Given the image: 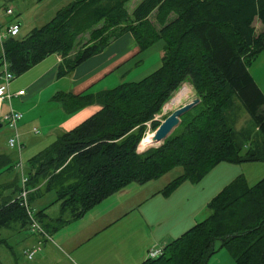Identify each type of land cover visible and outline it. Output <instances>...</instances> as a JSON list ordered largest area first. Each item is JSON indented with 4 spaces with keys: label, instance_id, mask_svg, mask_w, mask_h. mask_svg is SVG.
<instances>
[{
    "label": "trees",
    "instance_id": "obj_1",
    "mask_svg": "<svg viewBox=\"0 0 264 264\" xmlns=\"http://www.w3.org/2000/svg\"><path fill=\"white\" fill-rule=\"evenodd\" d=\"M129 1L72 0L47 22L1 45L0 58L12 76L56 53L60 77L122 33L139 51L162 42L160 65L139 80L93 93L56 91L51 96L65 114L99 106L26 160L29 189L37 192L40 185L43 192L54 193L50 204L57 203L59 210L54 230L127 184L145 183L174 167L180 173L158 190L164 197L184 181L198 182L220 162L264 163V94L248 71L250 60L264 50V0H137L128 11ZM254 20L261 25L258 32ZM183 82L199 102L180 116L161 144L146 146V124L149 131L158 126L154 115ZM235 98L253 123L254 138L232 126ZM138 144L148 148L138 152ZM1 158L0 174L14 168L15 161L12 165ZM15 179L0 182V229L28 226L25 209L14 197L19 190ZM205 208L204 218L167 242L158 256L138 264H206L216 251L215 241L234 264H264V175L252 185L241 174L233 177ZM44 209L34 215L41 217Z\"/></svg>",
    "mask_w": 264,
    "mask_h": 264
},
{
    "label": "crops",
    "instance_id": "obj_2",
    "mask_svg": "<svg viewBox=\"0 0 264 264\" xmlns=\"http://www.w3.org/2000/svg\"><path fill=\"white\" fill-rule=\"evenodd\" d=\"M0 4L5 5V2L1 0ZM0 18L5 20L1 13ZM156 44L155 50L161 58L162 45ZM140 54L142 53L138 50L131 36L128 33H122L102 51L87 58L66 75L56 76V68L61 62V57L54 53L47 55L18 75L14 81L10 80L8 92L11 96L7 108L10 106L21 113V118L17 122V129L23 144L22 150L26 151L25 161L53 141L51 140L53 135L55 138L60 133L71 129L97 111L99 106L91 104L72 114H65L59 105L62 110L59 114L60 117L58 115V118H54L55 121L52 122L54 113L33 117V115L28 114L27 110L23 112L18 110L17 103L23 105L33 98L39 101L38 99L42 94L46 95L45 100L48 101L51 100V96L56 91L72 94L97 92L95 89L98 82L116 70L126 71L131 60ZM155 65L147 74L160 65V60ZM18 90H23V93L16 95ZM11 100H14V105L10 104ZM58 111L59 109L55 112ZM31 122H36L40 126L35 133L31 130ZM2 124L0 123V126ZM148 133L146 134L148 135ZM32 134H36V137H32ZM10 135L11 130L6 139ZM0 144L1 160L4 163L13 159V165L14 160H17L16 153L7 148L6 141ZM20 160L23 161L21 152ZM236 165L220 162L212 167L198 182L184 181L165 197L160 195L159 189H157L145 196L143 195L133 205H125L126 202L123 201L120 208L113 204L104 209H97L99 205L93 206L75 220L80 221L70 233L62 235L63 230L54 231L53 238L59 241L55 245L58 251L66 254L70 264H138L144 259L149 247L164 246L202 219L206 203L233 177L240 173L243 174L240 167L238 172ZM221 169H225L226 172L230 171L232 175L233 173L236 174L226 180L227 178L218 172ZM225 171L222 170L223 174ZM5 176L6 173L0 174V182L7 180ZM33 190L30 189V192H34ZM36 191L42 193V187L39 185ZM45 212L44 209L41 217L45 216ZM86 214H88L87 217H85ZM64 237L66 238L64 239Z\"/></svg>",
    "mask_w": 264,
    "mask_h": 264
},
{
    "label": "rangeland",
    "instance_id": "obj_3",
    "mask_svg": "<svg viewBox=\"0 0 264 264\" xmlns=\"http://www.w3.org/2000/svg\"><path fill=\"white\" fill-rule=\"evenodd\" d=\"M1 1V0H0ZM72 0H9L4 1L5 4L8 6H11L12 8V15L6 16L5 21L6 22H17L19 24V30H18V36H22L26 34L31 28L40 26L41 24L47 22L55 13L56 10L59 8H62L63 6H66L69 2ZM137 3V0H130L126 4V8L128 11L131 10V8ZM253 26L255 28V31L258 32L261 29V25L257 20L253 21ZM87 39V33L84 34V36L81 37L80 43L85 41ZM79 43V44H80ZM160 43L162 45L161 41H157L152 46L146 48L145 50L140 51V55L134 57L133 60H131L130 64L128 65L126 71L122 70H116L114 72H111L110 74L106 75L100 82H98L96 85V91L102 90V89H108L112 88L113 86L117 85L120 82H129L131 80H137L140 77L147 74L149 71H151L156 65V63L159 62L160 57L158 52L155 50L157 48V44ZM121 71V72H120ZM248 71L254 81V83L257 85V87L261 90V92L264 94V50L256 54L249 62L248 64ZM18 76H13L11 81H14ZM184 88L185 92L184 95H181L180 99L175 103V101L171 100L173 98L175 92H172L170 97L167 99V101L162 105L160 111L154 115L155 120L161 121L165 116H167L171 111L176 109L177 107L189 102L193 98H195L194 90L192 89L191 85L188 82H183L179 86V88ZM178 88V89H179ZM46 95L42 94L39 97V101H36V98L31 99L30 101L25 102L23 105L17 103L18 110L24 111L27 110L29 115H46L54 113L52 122L55 121L54 118H58V115L61 113V108L59 107V103L53 100H45ZM171 101L168 109H164L165 104ZM8 101H4L3 104V110H7ZM12 105H14V100H11ZM57 109H59L58 112H55ZM32 113V114H30ZM60 117V115H59ZM230 117L232 120V126L235 131L244 129L246 133L250 135V139L255 137L256 130L253 126V123L248 116V114L245 112L243 106L241 105L240 101L236 98L233 100V105L230 109ZM235 118V119H234ZM39 124L36 122H31L30 126L32 128H35L37 131L40 128L38 126ZM146 133H152V131H149L148 129V123L146 124ZM31 128V130H32ZM181 129V126H179L175 133H178ZM10 130L7 125L2 124L0 126V143L6 141V137L8 136ZM148 133V135H149ZM19 134V140H20V133ZM40 135V134H39ZM143 135V137H144ZM146 135V137L148 136ZM38 136V135H37ZM32 137H36V134H32ZM142 137V138H143ZM33 138V139H34ZM53 140L54 135L51 137ZM142 140V139H141ZM236 140L239 142H242L248 145L246 140L243 138V136H239L236 134ZM141 142V141H140ZM139 142V144H140ZM139 144L137 147V151L141 152L142 150H139ZM1 145V144H0ZM158 145L157 143H152L151 146ZM148 148V147H147ZM245 148V147H244ZM27 150V149H26ZM28 152V151H27ZM25 150L21 151V157H23V165L25 166ZM15 161V160H14ZM11 164L13 162V159L10 160ZM222 163V162H221ZM227 163V162H225ZM241 170H243V177L245 178L248 185L254 184L257 180H259L264 175V163L263 162H242L240 164L236 165ZM180 167H174L168 172L160 175L159 177L147 181L142 184H138L135 182H131L124 186L122 190L116 191L112 193V195L107 196L102 201L98 202L96 205H99L97 209H104L109 208L113 205L120 208L123 204V201L126 204L133 205L136 200H139L145 196L147 193L152 192L153 190H157L162 188L169 180H171L173 177H175L177 174L180 173ZM223 171L225 169L218 170V172L221 174V176L227 178L226 180H229L231 176H233L236 173H232L230 171L223 174ZM25 172V170H24ZM5 178L7 180H14V183L18 185V189H20L19 186V174L13 167L10 170H7ZM241 174V173H240ZM210 177V176H209ZM6 180V181H7ZM3 188L5 185H2ZM26 189H29L27 185H25ZM121 191V192H120ZM7 194L8 191L4 190V194ZM18 193V192H17ZM16 193V195H17ZM43 193V191H42ZM40 192H30L28 191V195L26 197L27 205L30 209H32L33 213L35 214L36 211L40 210L41 208L45 207V216L43 217H37L35 218L38 222L39 226L42 227L43 231L46 234V237H43L42 235H37V233H32L28 230L27 224L23 227H20L17 223L11 225L8 228H1L0 229V263L1 264H70L69 259L65 256L66 254H62L61 251H58V248L55 244H58L59 241H57L54 236V231L60 230L62 231V235H66V233H70L72 230H74L80 220H72L69 222H66L61 227L56 228L55 230L52 229L54 225L53 219L58 215V204H50L51 201L54 199V193L52 191L50 192H44L43 195ZM16 195L14 197H16ZM124 205V206H125ZM93 207V206H92ZM91 207V208H92ZM89 211V210H87ZM208 214V211L204 210V215L202 218H204ZM88 214H86L85 217H87ZM74 221V222H73ZM66 237H64L65 239ZM36 240H40V250L38 251L32 259H26L24 252L29 249L32 245H35ZM32 244V245H31ZM218 241L214 242V248H216V251L212 253L207 261L206 264H234L228 253L223 248H218ZM152 247H149L145 253V257L147 256V252Z\"/></svg>",
    "mask_w": 264,
    "mask_h": 264
},
{
    "label": "built area",
    "instance_id": "obj_4",
    "mask_svg": "<svg viewBox=\"0 0 264 264\" xmlns=\"http://www.w3.org/2000/svg\"><path fill=\"white\" fill-rule=\"evenodd\" d=\"M0 13L6 17L12 15L13 11L11 6L7 4H0ZM19 24L17 22H6L0 18V51L1 45L3 41L10 36H15L18 33ZM12 74L7 68L6 61L3 57L0 58V123H3L8 126L11 130V135L6 139V146L9 149H12L16 155L17 160L15 161L14 168L19 174V186L20 189L15 197V200L25 209L27 220H28V230L32 233H37V235H42L46 237L45 232L43 231L42 227L39 226L38 222L34 217V213L32 209H30L27 205L26 197L28 195V191L30 189H26V175L24 173V165L20 160V152L22 150L23 144L19 140V134L17 129V122L21 118V113L17 110L12 109L8 106L7 110H2V105L4 101H8L10 98V93L8 92V84L12 79ZM23 90H18L16 95H21ZM155 119V118H154ZM35 133L36 129H32ZM41 241L37 240L35 245H32L29 249H27L24 254L26 259H32V257L37 253L40 249ZM163 246L152 247L148 250L147 256L148 258H154L158 256L162 252Z\"/></svg>",
    "mask_w": 264,
    "mask_h": 264
},
{
    "label": "water",
    "instance_id": "obj_5",
    "mask_svg": "<svg viewBox=\"0 0 264 264\" xmlns=\"http://www.w3.org/2000/svg\"><path fill=\"white\" fill-rule=\"evenodd\" d=\"M199 102L197 97L193 98L189 102L177 107L165 116L158 124V126L152 131L151 140L158 145L172 132V130L179 124L180 116L190 110ZM157 146V145H155Z\"/></svg>",
    "mask_w": 264,
    "mask_h": 264
},
{
    "label": "bare ground",
    "instance_id": "obj_6",
    "mask_svg": "<svg viewBox=\"0 0 264 264\" xmlns=\"http://www.w3.org/2000/svg\"><path fill=\"white\" fill-rule=\"evenodd\" d=\"M185 92L184 88H179L177 91H175V94L173 96V98H171V100L175 101V103L180 99L181 95H184L183 93ZM171 101H168L165 106H164V109H168L169 107H171L170 105ZM151 137H152V133L150 132L149 135L145 138V145L146 146H150L153 141L151 140ZM147 147H144V148H139V150H144L146 149Z\"/></svg>",
    "mask_w": 264,
    "mask_h": 264
}]
</instances>
